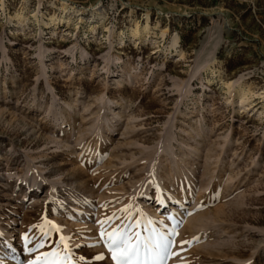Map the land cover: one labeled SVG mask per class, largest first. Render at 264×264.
<instances>
[{"label": "rangeland", "instance_id": "obj_1", "mask_svg": "<svg viewBox=\"0 0 264 264\" xmlns=\"http://www.w3.org/2000/svg\"><path fill=\"white\" fill-rule=\"evenodd\" d=\"M117 230L264 264V0H0V261L115 264Z\"/></svg>", "mask_w": 264, "mask_h": 264}, {"label": "snow or ice", "instance_id": "obj_2", "mask_svg": "<svg viewBox=\"0 0 264 264\" xmlns=\"http://www.w3.org/2000/svg\"><path fill=\"white\" fill-rule=\"evenodd\" d=\"M61 240L63 241V238H61ZM182 243H187V242H182ZM106 244L109 251L112 254L111 258L115 262V264H133V257L138 256V245H133L130 242H128L125 239V235L119 230L108 234V239L106 240ZM174 246H175L174 241H166L162 244H157V247L159 249L158 259L164 262L170 257L179 256L180 255L179 252H173L171 250L172 247ZM38 247H43V245L40 244L38 245ZM48 255L49 254H45V264H48L47 262ZM51 255L55 256L56 254L52 253ZM96 259L102 260L104 259V257L97 256ZM0 264H3V262L0 261ZM30 264H40V261H32L30 262Z\"/></svg>", "mask_w": 264, "mask_h": 264}, {"label": "bare ground", "instance_id": "obj_3", "mask_svg": "<svg viewBox=\"0 0 264 264\" xmlns=\"http://www.w3.org/2000/svg\"><path fill=\"white\" fill-rule=\"evenodd\" d=\"M63 8L68 11L69 9H71L68 5H64ZM73 11H76L78 12L79 10L78 9H73ZM42 181L39 177H35V179L33 180L32 184H36V183H39V184H42Z\"/></svg>", "mask_w": 264, "mask_h": 264}]
</instances>
